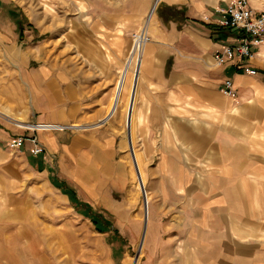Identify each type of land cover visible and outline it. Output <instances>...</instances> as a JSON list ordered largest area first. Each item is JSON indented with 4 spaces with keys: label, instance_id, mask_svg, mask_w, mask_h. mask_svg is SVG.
<instances>
[{
    "label": "rangeland",
    "instance_id": "obj_1",
    "mask_svg": "<svg viewBox=\"0 0 264 264\" xmlns=\"http://www.w3.org/2000/svg\"><path fill=\"white\" fill-rule=\"evenodd\" d=\"M153 3L154 0L145 2L143 8L142 0H0V264H179L178 256L166 245L175 230L181 233L189 227L180 211L184 208L179 204L203 192L210 200L221 198L219 184L221 189L212 192L215 195L208 194L205 187L208 177L204 175H196L204 180V190L193 191V185L186 180L182 183L177 180L174 185L161 184L165 176L161 178L154 168L159 159L142 160L135 151L137 146L141 147L136 127L128 130L124 119L132 72L118 108L121 107L115 111L120 115L117 125L122 137L127 136L131 155L121 168L122 175L115 176L118 182L109 183L105 190L76 186L62 174L55 154L40 139L42 134L52 132L63 136L65 142L76 129L91 124L71 120L65 122L70 125H54L68 128L62 130L15 125L16 121L30 125L48 123L43 118L57 115L66 118L68 110L47 108V97L41 91L46 83L40 73L42 66H49L52 72L63 69L75 83L91 76L96 80L105 61L115 54L116 47L110 42L116 33L121 34L125 44L122 64L126 63L135 46L133 33L146 30L150 17L147 14ZM139 10H142L140 18L134 15ZM123 25L125 30L117 28ZM145 36L149 41L147 32ZM141 64L142 57L139 72ZM49 94L55 99L59 93L52 87ZM109 112L110 108L108 118L115 115L110 116ZM16 136L26 140L21 147L12 148L10 138ZM33 136L44 147L41 154H33L29 141ZM244 146L243 149L251 150L238 152L236 157L232 151H223L226 155L222 158L216 154L203 162L187 161L190 167H203L205 172L220 169V175L225 166L241 163L264 172V142ZM131 158L142 161L143 183L133 175ZM252 175L243 178L242 186L229 187L228 194L235 200L236 210L241 208V223L233 224L232 233L248 247L233 258L234 264H264V176ZM248 181L251 188L246 186ZM163 186L170 189L164 190ZM66 187L73 191L76 201ZM101 194L107 198L97 199ZM143 198L147 199V219ZM161 201L164 206L158 208L156 205ZM170 202L173 206L169 208L166 203ZM93 214L98 217L97 226ZM222 225L225 232L227 224Z\"/></svg>",
    "mask_w": 264,
    "mask_h": 264
},
{
    "label": "crops",
    "instance_id": "obj_2",
    "mask_svg": "<svg viewBox=\"0 0 264 264\" xmlns=\"http://www.w3.org/2000/svg\"><path fill=\"white\" fill-rule=\"evenodd\" d=\"M149 1L142 0L143 8ZM231 1L159 0L155 4L154 0L147 14L155 5L147 24L149 41L141 56L140 72H132L130 77L129 87L137 76V93L135 88L131 98L133 87L129 88L126 104L132 101V108L130 111L126 106L125 125L129 119V127H136L141 147L134 149L142 160L159 159L154 168L161 178L165 176L161 184L174 185L177 180L181 183L186 180L193 185V191L204 190V180L196 178L199 174L208 177L205 187L209 195H215L212 192L222 187L218 200L206 198L203 192L179 204L184 208L180 211L189 227L181 233L175 230L168 236L171 242L166 244L178 256L179 264H234L233 258H238L247 246L232 233L233 224L241 223V208L236 210L235 200L228 194L229 187H240L243 178L252 174L264 176L262 169L250 164L225 166L220 175V169L205 172L203 167H190L187 161L203 162L216 154L222 158L226 155L223 151H232L236 157L238 152L251 150L243 149L244 144L264 142V33L261 44L251 46L250 58L237 60L227 56L221 65L214 62L224 46L234 45L242 35L241 30L220 25ZM248 3L257 12L264 11V0ZM134 15L140 18L142 10ZM117 28L123 31L125 25ZM121 38L120 33L112 36L110 45L116 47L115 54L105 61L96 80L91 76L75 83L63 69L52 72V68L44 65L40 70L46 81L41 91L47 97V108L56 106L69 111L66 118L57 115L43 120L51 125H70L65 122L71 120L92 125L76 129L65 142L63 136L52 132L40 136L46 148L55 154L62 174L86 190H105L109 183L118 182L115 176L122 175L121 168L131 155L127 136L122 137L117 125L119 113L107 117L116 79L125 63L122 64L125 44ZM226 80L231 81L234 96L224 93ZM52 87L58 90V98H50ZM92 104L95 106L91 107ZM251 185L249 181L246 184ZM104 198L107 197L101 194L97 199ZM171 203L166 206L172 207ZM156 206L164 204L161 201ZM224 222L225 232L221 230Z\"/></svg>",
    "mask_w": 264,
    "mask_h": 264
},
{
    "label": "built area",
    "instance_id": "obj_3",
    "mask_svg": "<svg viewBox=\"0 0 264 264\" xmlns=\"http://www.w3.org/2000/svg\"><path fill=\"white\" fill-rule=\"evenodd\" d=\"M225 18L220 22V25L226 28H235L242 31V35L236 39L234 45H226L223 47L222 52L214 57L216 65H221L225 62V57L234 56L235 59L241 60L243 58H250L252 56L251 46L260 45L264 33V11L257 12L250 7L248 0H232L225 9ZM135 37V33H133ZM145 40L148 37L145 36ZM241 68V66H238ZM248 72L253 73L254 70L246 69ZM224 93L228 96H234L235 92L232 88L230 80L225 81ZM39 129H47L51 125L49 123L36 124ZM26 138L23 136H16L10 141L12 148H19L23 145ZM32 145L33 154H41L44 147L39 140L33 136L29 138Z\"/></svg>",
    "mask_w": 264,
    "mask_h": 264
},
{
    "label": "bare ground",
    "instance_id": "obj_4",
    "mask_svg": "<svg viewBox=\"0 0 264 264\" xmlns=\"http://www.w3.org/2000/svg\"><path fill=\"white\" fill-rule=\"evenodd\" d=\"M158 1L159 0H157V2ZM157 2H155V4H157ZM154 7H155V5H154ZM154 7L151 10L150 18L154 14ZM147 30H148V27H147L146 30L142 29L138 34H135V37H133V45L135 44V46H134V48H133V50L131 52L130 57L127 60H125L126 63L124 65V67L123 68L121 67V69L119 71V77H118V79L116 81V85H115V88H114V95H113L111 104L109 105L110 106L109 107L110 108V112H109L110 116H112L115 113L116 109L120 105L122 94H123V91L125 89V84H126V81L128 79L129 73L130 72H135L137 74L139 73V63H140V60H141L142 52L144 51L143 49H144L145 44H146L145 33L147 32ZM135 78H136V80L132 82V86H131V87H133L131 98L134 96V90L136 88V85H134V83H136V81H137V76ZM131 87H129V88H131ZM128 100H130V99H128ZM127 105H128V103L126 104V106ZM109 108H108V110H109ZM131 117H132V115H131ZM16 122L17 123H15V125L18 126V127H21V128L35 129V127L37 126V125H30V124L21 123L20 121L19 122L16 121ZM133 124H134V122H133ZM48 126L49 127H45V128H47V129H58V130H62L64 128H66L64 126H54V125H48ZM73 127H76V126H73ZM37 128H40V127H37ZM127 129L129 130V119L127 120ZM130 149H131V146H130ZM134 159L135 160L133 162H131V164L133 166V170H134V174H133V172H132V174L135 176V178L139 177L140 180H142V183H143L144 182V178H143V173L141 171L142 170L141 169L142 161L140 159H138V158L137 159L134 158ZM253 180H254V178H253ZM143 202H144V204H143L142 208L144 210V216L147 219V217H148L147 199L143 198Z\"/></svg>",
    "mask_w": 264,
    "mask_h": 264
},
{
    "label": "trees",
    "instance_id": "obj_5",
    "mask_svg": "<svg viewBox=\"0 0 264 264\" xmlns=\"http://www.w3.org/2000/svg\"><path fill=\"white\" fill-rule=\"evenodd\" d=\"M61 186H62V183H61ZM65 189V188H64ZM66 189H67V191L70 193V196H71V198L73 199V200H75V196H74V194H73V191L72 190H70V189H68L67 187H66ZM76 201V200H75ZM92 219H93V222H94V224L97 226V219H98V217L95 215V214H93L92 216Z\"/></svg>",
    "mask_w": 264,
    "mask_h": 264
},
{
    "label": "water",
    "instance_id": "obj_6",
    "mask_svg": "<svg viewBox=\"0 0 264 264\" xmlns=\"http://www.w3.org/2000/svg\"><path fill=\"white\" fill-rule=\"evenodd\" d=\"M134 85H136V83H134ZM132 98H133V97H132ZM131 108H132V101H131V103H130V105H129V109H130V110H131ZM145 219H146V218H145ZM145 230H146V220L144 221L143 234H142V238H141V239L144 238Z\"/></svg>",
    "mask_w": 264,
    "mask_h": 264
}]
</instances>
